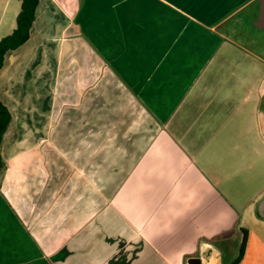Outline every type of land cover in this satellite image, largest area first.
Here are the masks:
<instances>
[{"label":"crops","instance_id":"obj_1","mask_svg":"<svg viewBox=\"0 0 264 264\" xmlns=\"http://www.w3.org/2000/svg\"><path fill=\"white\" fill-rule=\"evenodd\" d=\"M20 0H0V41ZM257 0H39L0 100V264H264ZM243 25L229 35L226 23Z\"/></svg>","mask_w":264,"mask_h":264},{"label":"trees","instance_id":"obj_2","mask_svg":"<svg viewBox=\"0 0 264 264\" xmlns=\"http://www.w3.org/2000/svg\"><path fill=\"white\" fill-rule=\"evenodd\" d=\"M21 11L17 18V26L15 30L8 36L4 37L0 41V76L3 69L6 56L9 52L15 51L23 46L30 38V32L35 21L36 9L39 0H20ZM11 122V114L8 108L0 100V170L2 169V157H1V145L3 138L9 124ZM246 234L244 232L240 251L238 257L233 262H228L226 255L224 254L223 259L225 264H239L244 256L245 245H246Z\"/></svg>","mask_w":264,"mask_h":264},{"label":"water","instance_id":"obj_3","mask_svg":"<svg viewBox=\"0 0 264 264\" xmlns=\"http://www.w3.org/2000/svg\"><path fill=\"white\" fill-rule=\"evenodd\" d=\"M258 5V17L255 21V28L264 33V0H257Z\"/></svg>","mask_w":264,"mask_h":264},{"label":"rangeland","instance_id":"obj_4","mask_svg":"<svg viewBox=\"0 0 264 264\" xmlns=\"http://www.w3.org/2000/svg\"><path fill=\"white\" fill-rule=\"evenodd\" d=\"M226 25L228 26V34L229 35H234L238 30H240L242 28L243 25V20L239 19V18H235L234 20H232L230 22V20L226 23ZM264 51V50H263ZM225 255L227 256L228 254L225 253Z\"/></svg>","mask_w":264,"mask_h":264}]
</instances>
